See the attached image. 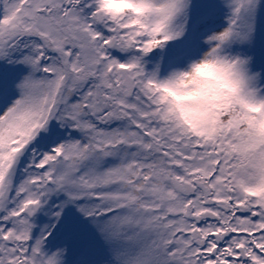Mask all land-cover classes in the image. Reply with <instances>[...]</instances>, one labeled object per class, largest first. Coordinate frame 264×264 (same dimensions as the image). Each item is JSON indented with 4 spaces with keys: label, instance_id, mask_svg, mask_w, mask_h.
<instances>
[{
    "label": "snow or ice",
    "instance_id": "1",
    "mask_svg": "<svg viewBox=\"0 0 264 264\" xmlns=\"http://www.w3.org/2000/svg\"><path fill=\"white\" fill-rule=\"evenodd\" d=\"M0 264H264V0H0Z\"/></svg>",
    "mask_w": 264,
    "mask_h": 264
}]
</instances>
